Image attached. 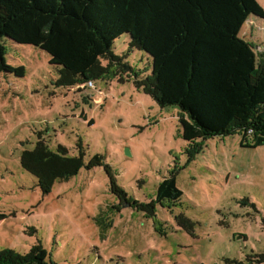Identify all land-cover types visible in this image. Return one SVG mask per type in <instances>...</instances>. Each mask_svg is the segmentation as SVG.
<instances>
[{
    "label": "rangeland",
    "instance_id": "rangeland-1",
    "mask_svg": "<svg viewBox=\"0 0 264 264\" xmlns=\"http://www.w3.org/2000/svg\"><path fill=\"white\" fill-rule=\"evenodd\" d=\"M240 37L264 45V20L251 16ZM4 44L6 64L20 75L0 73V250L25 254L40 243L58 264H264V146L243 148L239 135L185 142L179 110L137 90L132 74L62 88L45 52ZM128 45L124 34L112 51L148 75L151 58ZM255 51L260 60L263 50ZM39 139L72 157L80 144L84 163L101 156L140 203L155 200L172 174L181 198L171 209L156 204L155 217L118 212L102 167L82 168L43 195L20 166Z\"/></svg>",
    "mask_w": 264,
    "mask_h": 264
},
{
    "label": "trees",
    "instance_id": "trees-1",
    "mask_svg": "<svg viewBox=\"0 0 264 264\" xmlns=\"http://www.w3.org/2000/svg\"><path fill=\"white\" fill-rule=\"evenodd\" d=\"M251 16L264 20L257 0H0V73L20 75L4 60L7 39L45 52L60 67L56 85L62 88L132 74L137 90L160 107L179 110L183 141L239 135L241 147L258 148L264 146V57L259 60L254 45L240 37ZM124 34L130 50L151 58L148 75L113 53L114 41ZM77 147L79 155L72 157L64 146L52 150L39 139L21 153L20 166L36 178L43 195L82 168L102 167L118 212L132 208L155 217L156 204L171 209L180 200L172 174L155 200L138 202L101 156L84 163ZM175 220L186 230L192 226L181 216ZM0 264L58 263L36 243L25 254L0 250Z\"/></svg>",
    "mask_w": 264,
    "mask_h": 264
},
{
    "label": "crops",
    "instance_id": "crops-1",
    "mask_svg": "<svg viewBox=\"0 0 264 264\" xmlns=\"http://www.w3.org/2000/svg\"><path fill=\"white\" fill-rule=\"evenodd\" d=\"M257 2H258V0H257ZM258 4H260V3L258 2ZM260 6H261V4H260ZM248 24L250 25V20L248 21ZM257 40L258 41H256V42L259 43L260 38H257ZM246 41H248V40H246ZM248 42H250V41H248ZM250 43L253 44V42H250ZM254 49H259L260 51L263 50L260 55H263V57H264V45L262 42L258 46H255Z\"/></svg>",
    "mask_w": 264,
    "mask_h": 264
},
{
    "label": "built area",
    "instance_id": "built-area-1",
    "mask_svg": "<svg viewBox=\"0 0 264 264\" xmlns=\"http://www.w3.org/2000/svg\"><path fill=\"white\" fill-rule=\"evenodd\" d=\"M93 86V84L91 82L83 85L82 87H86V88H91Z\"/></svg>",
    "mask_w": 264,
    "mask_h": 264
},
{
    "label": "water",
    "instance_id": "water-1",
    "mask_svg": "<svg viewBox=\"0 0 264 264\" xmlns=\"http://www.w3.org/2000/svg\"><path fill=\"white\" fill-rule=\"evenodd\" d=\"M128 152V151H127ZM240 238V237H239Z\"/></svg>",
    "mask_w": 264,
    "mask_h": 264
}]
</instances>
